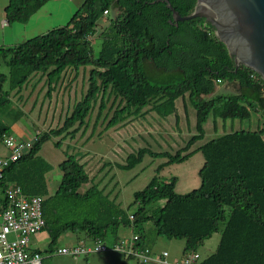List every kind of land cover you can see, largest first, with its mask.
<instances>
[{"label":"trees","instance_id":"obj_1","mask_svg":"<svg viewBox=\"0 0 264 264\" xmlns=\"http://www.w3.org/2000/svg\"><path fill=\"white\" fill-rule=\"evenodd\" d=\"M48 1L7 0L3 10L7 25L27 24ZM167 1L182 17L196 5V0ZM111 11L119 15L108 19L94 56L91 39L104 12L109 15ZM170 21L171 12L161 0H83L63 27L22 44L0 46V68L7 69L6 73L0 70V141L12 135L9 125L14 119L6 121L15 112L10 101L14 89L22 88L36 73L47 74L49 98L52 84L62 73L91 67L86 93L62 126L39 134L32 149L4 170L0 182L3 207L9 184L19 186L28 197L44 198L43 231L49 243L40 254H52L67 233L76 235L77 243L113 244L121 229L139 236L138 248L149 247L145 230L149 225L156 238L184 241V255L198 253L219 233L215 252L200 264H264V82L253 71L235 67L204 19L179 22L177 27ZM224 82L233 84L235 92L214 95L216 85ZM110 95L113 99L107 109ZM186 96L195 111L196 135L173 154L142 148L128 154L124 165L117 167L130 170L145 155L167 159L164 165L183 163L192 154L191 147L204 138L203 127L210 116L223 122L259 116L255 131L223 134L197 149L204 159L199 188L177 194V178L161 180L164 165H160L149 183L134 193V210L127 214L93 184L77 156L65 153V161L58 166L60 184L49 196L44 176L52 167L37 156L43 143L64 133L73 138L96 106L97 120L106 109L112 112L106 124L109 129L125 120L132 109L138 113L150 107L162 119L177 115L174 102Z\"/></svg>","mask_w":264,"mask_h":264},{"label":"crops","instance_id":"obj_2","mask_svg":"<svg viewBox=\"0 0 264 264\" xmlns=\"http://www.w3.org/2000/svg\"><path fill=\"white\" fill-rule=\"evenodd\" d=\"M5 6H3V10H4ZM3 18H4V16H3ZM1 21H2V26L7 24L5 20L1 19ZM28 24H30V23H28ZM27 25H24V26H27ZM34 27H35V25H34ZM1 43L4 44V45H2L3 47H12V46L17 45V42H14L16 44H14V45L12 44V46L11 45L5 46L6 44L4 42L3 36L1 37ZM86 70L89 71V68L88 69L86 68ZM76 74L77 73H75V72L71 73L70 69L67 70L66 72L62 73L60 75L59 79L52 84V91H51V95L49 98L47 97V92H48L47 74L36 73L29 78L27 83L22 88L14 89L10 93V101L12 103L13 110H15V112H14L15 114L11 113L9 120L6 121V122L10 123V121H11L10 119L11 118L14 119L13 122H11L9 125L10 129H11L12 136H14L15 138H18V139H22V140H29L36 133L41 134V133L47 132L49 130L61 127L65 118L71 114L73 106L76 103V100H74V99L71 100V98H70L71 90L75 87ZM87 88H88V83H87L86 87H84V92L82 93V90H83V85H82L80 98H82L83 94H85ZM233 88H234L233 84H229L226 82L218 83L216 85L214 95L221 94V91H224V94L234 93V92H232L233 90H231ZM174 106L177 110V113H176L177 115H175V114L170 115L166 119H162L155 112L150 111V107H146L138 113H135L134 109H132L131 114L125 120H123L122 122L118 123L117 125L109 128V129H106V124L109 120L108 114L110 113V112H107L108 108L106 109V111H104L102 113V115L99 117L98 120L96 117L97 116V112H96V115L94 116L93 121L90 122L92 120V116H93V113H92L90 119H88L86 122V126H83L78 131V133L75 134V136L73 138L64 133L61 136L52 137L49 140V141H51V140L53 141L54 147H55V144L58 142L61 144V146H62L61 154L58 152L59 150L55 149L57 152L56 154L51 153V154H47V157H44L41 154V152L43 150V146L45 144L49 143V141H47V142L42 144L39 152L37 153V156L40 157L41 159H43L51 167H53V166L58 167L63 161H65V153L74 154L79 159L80 164L84 165L86 172L89 174V178L91 179L93 184L98 186V189L100 191H102L103 195L108 196L109 200L113 201L114 204L117 205L121 210L125 211L127 214H130L134 210V208H131V204L133 203V197H132L131 202L127 201L123 195V190H124V187L127 186L131 180L125 179L121 182L116 180V175L118 173V170H120V169H118L117 165H124V163H125L123 158L117 157V154L120 153L119 148L121 145H123V143L129 141L130 139L138 138L140 136H144V137H147L148 135L149 136H152V135L156 136L159 133V135H162V136H164V135H167V136L170 135L171 136L172 135L173 138H176V139L182 138L183 141L185 142V139H187V137L190 139L191 137L196 135L195 111L193 110V108L189 104V102L187 100V96H186V98L182 97V98H178L177 100H175ZM190 109H192V111ZM17 112H20L21 115L18 116ZM190 112H191V114H192V112L194 113V125H193V127L190 124L191 118H192V117L190 118L191 115L189 116ZM111 115H112V113H111ZM209 118L211 119L210 125L212 123V126H213L212 130H215L216 125L218 124L217 120H219V119H213L212 116H210ZM209 118H208V120H209ZM21 120L24 121L23 125H25V126L20 128L19 124H21L20 123ZM249 120H251V124L254 123L255 130H256L259 123H260V117L257 115H252V117ZM224 124L225 123H223L220 126L221 131H224V129H225ZM210 125L208 127L209 130H210ZM100 126H102L103 128H102V130L97 132L96 129L99 128ZM218 126H219V124H218ZM255 130H253V131H255ZM165 133H167V134H165ZM204 133H205V131H204ZM204 136H205V134H204ZM178 143L180 144L181 141H178ZM95 144H97V146L99 145L100 148L105 149V151L102 153L104 155H106V157H112V155H114L116 162H111L110 160H104L103 157L101 156V152H99V153L93 152L91 154L85 149V147L90 148L91 145L93 146ZM185 144H183V145L185 146ZM86 145H88V146H86ZM200 146H198V147L196 146L197 148L195 146H192L191 149L189 150V152L193 151L196 153H200V152H197V149ZM183 147H180V148L178 147V148L181 149ZM146 149H148V148H146ZM77 151H81V153H76ZM7 153H8L7 150L5 149L2 142L0 141V156H6ZM155 153H163V152H155ZM121 155H122V153H121ZM146 156L147 155H145L144 158ZM189 157L185 162H187L189 159H191L192 156L190 158ZM144 158L142 160H144ZM162 159H165V158H162ZM185 162H183V163H185ZM166 163H167V159L165 160V162H163L160 165H164ZM203 164H204V162H203ZM138 165H140V164H138ZM138 165H136V166H138ZM160 165H158L157 167H159ZM168 166H170V165H164L163 168L161 169V171H163V169H165ZM157 167L155 168V170L157 169ZM134 168H132L130 170H126V171H131ZM59 171L54 170L52 168V170L49 171L44 176L49 196L53 195L56 192V190L58 189V186H59L60 181H61V176H62L61 172L59 173ZM121 171H124V170H121ZM161 171H160V173H161ZM177 182H178V179H177ZM176 185H177V183H176ZM176 185H175V192H176ZM89 187H90V184L83 186L80 190H81V192H83ZM193 190H195V189H193ZM133 195H134V193H133ZM145 230L147 232H149L148 233L149 242H150L149 247L155 253H158V250L155 247H156V244L160 243L159 239L154 236V233L151 230L149 225L145 226ZM43 233L45 234V236L42 238H44V239L48 238L47 233L44 231L40 232L39 234H37L31 238L30 242H31V248L33 250H36V251H44L45 250L41 246L40 240L38 238V237H41V234H43ZM132 234H134V233L132 232L131 229H121L119 231L118 238L119 239L128 238ZM80 236L81 237L79 239H84L83 235H80ZM62 237H65L67 239V241H69L70 243L71 242L77 243V236L74 234L67 233V234H64ZM37 242H38V244H37ZM79 242H82V241H79ZM218 242H219V240H218ZM218 242H217V244H218ZM48 243H49V238H48V242H46V245H48ZM83 243L90 244V242H83ZM205 244L206 243H204V245L201 247L202 249L204 248V246H206L207 248L208 247L211 248L210 246H207ZM217 244H216L215 248L212 247L211 250H208L209 254L207 256L202 257L201 255H199V256H201L200 257L201 260H203L206 257L213 254L216 250ZM40 247H41V249H40ZM59 247H65V246H59ZM183 248H184V245H183ZM183 248H182V252H181L180 257H176V256L173 257V256H170V254H169L170 260L171 261H179L180 259H182L183 256H185L183 254ZM200 249H199V251H200ZM199 251H198V254H201ZM83 259L85 260L84 264H98L97 262H100L101 264H128L130 262L135 263L134 261L126 260L123 257H121V259H120L112 253L89 255V256L83 257ZM78 260H79V258H77L73 261L78 262ZM46 263H47V261L45 262V264ZM76 264H78V263H76Z\"/></svg>","mask_w":264,"mask_h":264},{"label":"rangeland","instance_id":"obj_3","mask_svg":"<svg viewBox=\"0 0 264 264\" xmlns=\"http://www.w3.org/2000/svg\"><path fill=\"white\" fill-rule=\"evenodd\" d=\"M82 2H83V0H50L46 4H44L42 6V8L40 10H38L31 17V19L28 22L30 24H28V23H27L28 25L27 24H12L11 26H8L6 24V25L2 26L1 19L5 20V16H4V12H3V6L7 5V0H0V46L4 45L3 43H1V37L2 36H3L4 42L6 44L5 46H8V45L12 46V44L13 45L16 44L14 42H17V45L22 44L25 41H27L28 39L42 36L43 33H44L43 35H45L46 33H48L49 31H51L53 29L63 27L70 20V18L73 16L75 11L80 7ZM118 15H119V13L117 11H111V13H109V15H106L105 17H103L98 22L99 26L97 27L96 35L91 39L94 56L97 55L98 50L100 48V44L102 42V38L100 37L99 34L101 33V31L105 27H107L108 19H110V18L114 19ZM3 16H4V18H3ZM24 25H27V26H24ZM34 25H35V27H34ZM88 68L91 69V67H87V69ZM0 70L4 73L7 72V69L4 67L0 68ZM71 73H74V71H71ZM87 79H88V70L79 69L77 74H76V77H75V87L71 90V93H70L71 100L74 99L77 102L81 99L80 97H81L82 85H83V90H82V93H83L84 87H86V85L88 83ZM231 90H233L232 92H235V88H233ZM221 94H224V91H221ZM84 95L85 94H83V96ZM109 97L110 98L107 101V108L110 106V103H112L113 95H110ZM116 104H117V102H116ZM116 104L113 105V108L116 106ZM96 107L94 109L92 120L90 122L93 121V118L96 115V112H97ZM190 110L192 111V109H190ZM111 113L112 112H110L108 114L109 115L108 118L111 117ZM189 116H190V118L192 117L190 124L193 127V125H194V113L192 112V114H191V112H190ZM210 120L211 119L209 118V120L204 125L205 136H204L203 140L196 142L193 146L198 147V146L204 144L205 142H207V141H209V140H211L217 136H220L222 134H228L231 132L241 131V130H245V131L255 130V125H254V123L251 124V120H243V121L228 120L226 122H222L221 120H217V123L219 124V126L217 124L216 129L212 130L213 126H212V123L210 125ZM20 123H21V124H19L20 128L25 126V125H23V123H24L23 120H21ZM223 123H225L224 124L225 129H224V131H221L220 126ZM209 125H210L211 131L208 128ZM102 128L103 127L100 126L99 128L96 129V131L99 132L100 130H102ZM165 134H167V133H165ZM188 139L189 138L187 137V139H185V142H184L182 138L176 139V138H173L172 135L171 136L170 135L169 136H167V135L162 136V135H159V133L156 136H154V135L149 136L148 135L147 137L140 136L138 138H132L120 146V148H119L120 153L117 154V157L118 158L121 157L125 161L128 154L134 153L138 149H141V148H148L153 152H168V153L173 154L180 147H183L184 146L183 144H185L188 141ZM178 141H181V143L179 144ZM86 146H88V145H86ZM96 146H97V144H95L93 146L91 145L90 148L85 147V149L91 154L93 152H96V153L101 152V156L103 157L104 160H110L111 162H116L114 155H112V157H106V155H104L102 153L105 151V149L100 148L99 145L97 147ZM55 149L59 150L58 152L61 154L62 146L59 149L54 147L53 141L51 140V141H49V143H47L43 146V150H42L41 154L44 157H47V154H51V153L56 154L57 152ZM76 153H81V151H77ZM121 153H122V155H121ZM190 157H191V159H189L187 162L179 163V164H172V165L166 167L165 169H163V171H161V173H159V177L163 181L168 180L171 177H175L178 179V182L176 185V192L179 195L187 194L188 192L192 191L193 189H197L200 186V177H199L198 173H199V170L202 167L203 162H204L203 156L201 155V153L192 152ZM165 160L166 159H162V158L151 159L148 156H146L144 158V160H142L140 165L136 166L133 170H131V171L118 170V173L116 175L117 181L121 182L125 179L131 180L130 183L124 187V190H123V195L127 201L131 202L132 197H133V193L142 190L148 184V182L156 175L155 168L158 165L165 162ZM52 168L54 170L59 171V168L56 166H53ZM59 173H60V171H59ZM0 197H1V194H0ZM160 204H163V202H161ZM44 236H45V234L43 233V234H41V237H38V238L40 240V244L43 247V249H46V247H47L46 242H48V238H45V239L42 238ZM219 238H220L219 233L214 234L209 240H207L205 242L206 243L205 245L210 246L211 248H209V247L207 248L206 246H204L203 249L202 248L200 249L199 252L201 254H199V255H201L202 257L207 256L209 254L208 250H211L212 247L215 248ZM158 239H159L160 243L156 244V247H155L158 250V252L167 251L170 254V256H173V257H175V256L180 257L181 256L184 241H182V240H166L164 238H158ZM37 244H38V242H37ZM58 245L59 246H65V247H71V246L75 245V242L70 243L69 241H67V239L65 237H62L58 241ZM40 249H41V247H40ZM112 254L116 255V257H118L120 259H121V257H123L119 253H112ZM48 256H49V254H48ZM46 261H47L46 264H74V263L75 264L76 263L84 264V262H85L83 257L79 258L78 262L77 261L74 262L69 257L58 256V255H54V254H52L48 258V260H46ZM97 263L101 264L100 262H97ZM128 264H135V263L130 262Z\"/></svg>","mask_w":264,"mask_h":264},{"label":"built area","instance_id":"obj_4","mask_svg":"<svg viewBox=\"0 0 264 264\" xmlns=\"http://www.w3.org/2000/svg\"><path fill=\"white\" fill-rule=\"evenodd\" d=\"M107 12H104V16ZM39 133L29 140L14 136H4L1 140L7 150L6 156H0V182L4 170L26 155L38 140ZM5 206H0V264H45L52 255L66 256L73 260L94 254L119 253L125 259L136 264H200L198 253L183 256L179 261H171L169 253H155L151 248H138L139 236L130 235L113 244L96 240L90 244L75 243L71 247H57L52 254H40L31 248V238L43 231L45 222L42 218L43 197H28L19 186L9 184L4 194ZM129 219L133 217L130 215Z\"/></svg>","mask_w":264,"mask_h":264},{"label":"water","instance_id":"obj_5","mask_svg":"<svg viewBox=\"0 0 264 264\" xmlns=\"http://www.w3.org/2000/svg\"><path fill=\"white\" fill-rule=\"evenodd\" d=\"M174 26L204 19L214 29L236 68L245 67L264 82V0H196L193 11L180 16L167 0Z\"/></svg>","mask_w":264,"mask_h":264}]
</instances>
